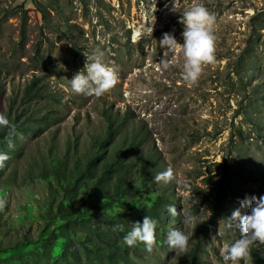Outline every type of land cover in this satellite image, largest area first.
Returning <instances> with one entry per match:
<instances>
[{
	"label": "rangeland",
	"instance_id": "rangeland-1",
	"mask_svg": "<svg viewBox=\"0 0 264 264\" xmlns=\"http://www.w3.org/2000/svg\"><path fill=\"white\" fill-rule=\"evenodd\" d=\"M173 3L0 0V115L12 106L28 120L0 153L9 157L0 168V264H68V247L84 264H99L81 242L95 228L110 232L107 218L132 229L158 201L156 245L148 252L138 242L132 264H231L221 250L239 231L213 219L211 206L222 195L230 216L246 197L264 196V0H179L181 11L200 4L215 17L216 61L195 85L183 80L181 52H169L168 69L162 64L164 34L183 43ZM141 22L143 38L134 42ZM98 52L118 82L100 97L74 93L71 79ZM105 109L127 122L101 158L113 163L122 148L140 144L95 189L87 167L108 131ZM169 166L179 182L157 183ZM173 229L193 232L186 254L169 248ZM253 246L247 264H264V246Z\"/></svg>",
	"mask_w": 264,
	"mask_h": 264
},
{
	"label": "clouds",
	"instance_id": "clouds-1",
	"mask_svg": "<svg viewBox=\"0 0 264 264\" xmlns=\"http://www.w3.org/2000/svg\"><path fill=\"white\" fill-rule=\"evenodd\" d=\"M171 10L182 13L181 22L185 25L182 33L183 43L177 42L174 36L165 33L160 41L161 46L166 49L162 64L164 69H168L172 66L167 61L169 52L172 55L177 51L181 52L184 58L183 80L189 85H195L202 75L204 67L216 61L215 17L200 4H195L189 9L181 11L179 10V0H174ZM143 34V30L138 29L133 36V41L138 42L143 38ZM102 56L103 53L99 52L92 57L87 56V61L91 62L86 61L84 66L86 71L78 72L71 79V89L74 93L100 97L116 85L118 82L117 72L102 62ZM0 126L12 128L14 131V126L3 115H0ZM8 158L7 154H0V168L4 167V162ZM154 180L166 185L179 182L171 166L165 171L157 173ZM184 186L185 188L188 187L187 184ZM194 202L198 203V200ZM5 205L6 201L0 198V210H3ZM245 207L250 209L249 213L241 214V208ZM167 211L172 217L180 215L175 205H169ZM192 219L191 216H185L183 222L189 224ZM156 227L157 221L146 216L142 224L134 223L132 229L125 235L124 242L129 247L136 246L138 242L143 243L146 250L151 252L156 245ZM225 227L232 233H237L238 230L241 238L224 246L221 250L223 259L231 261V264H240V261L244 260L247 264V260L251 256L252 246L256 245L257 242L260 246H264V196H251L242 200L240 208L233 210L231 215L227 216ZM114 230L124 231V225H116ZM190 235L193 236V232L185 234L181 230H170L167 234L169 248L186 254L189 248Z\"/></svg>",
	"mask_w": 264,
	"mask_h": 264
},
{
	"label": "trees",
	"instance_id": "trees-1",
	"mask_svg": "<svg viewBox=\"0 0 264 264\" xmlns=\"http://www.w3.org/2000/svg\"><path fill=\"white\" fill-rule=\"evenodd\" d=\"M43 17L45 19L48 18V12L45 8H42ZM260 29L255 30V32H258ZM31 88L28 89V93L30 94ZM39 91H34L29 96H38ZM24 112L23 111H16L13 110V107L11 106L6 113L5 117L11 122V124L14 126V131L12 128H6L3 126H0V153H2L4 150L7 149V142L15 137L16 133L25 132L28 129V120L25 118H22ZM104 116L106 117L108 121V131L104 137L101 138L100 144L102 145V149L99 150V153L95 155L90 161V165L87 167V172L90 175V177L97 178V181L95 182L96 186L95 189H98L100 186L105 184L107 177L112 176V171L115 167V164L118 162V164L124 165L123 162L124 156L127 155V153L140 144V141H132L130 145L125 146L121 149L119 160L115 161L113 163L102 159V151L103 149L110 144L116 134L118 133L121 126L125 125L127 122V117L122 116L120 113L114 114L110 110L105 109L104 110ZM106 151V150H105ZM104 152V151H103ZM102 171V174L99 173ZM253 193H259L260 190H252ZM222 195L218 196L217 202L215 205H212L211 208L213 210V219L220 216L225 219H227V212L223 206V204L220 203ZM161 205V202H156L150 210L152 211L151 219L156 220L157 222H160V215L157 211V208ZM145 213H149V210ZM106 223L111 227L110 232H105L104 230H100L98 228H95L93 230L94 232V238L89 236L85 241L81 242V245L87 249L92 251L97 258L99 259V264H132L131 258L129 253L131 251L137 252V248L139 247L138 244L134 247H129L124 242V237L127 234L128 231L131 229L124 224V231L114 230V227L116 225H120V223L114 222L109 220L108 218L105 220ZM140 220H137L139 222ZM139 223H142L139 222ZM120 242L124 243L126 247L122 250V244ZM252 254H255L254 246H252ZM68 254V255H67ZM65 255H67V263L68 264H84L81 257L76 255L74 252V249L72 247H68ZM194 259L197 260V249L193 252ZM261 260L264 262V257H260Z\"/></svg>",
	"mask_w": 264,
	"mask_h": 264
},
{
	"label": "bare ground",
	"instance_id": "bare-ground-1",
	"mask_svg": "<svg viewBox=\"0 0 264 264\" xmlns=\"http://www.w3.org/2000/svg\"><path fill=\"white\" fill-rule=\"evenodd\" d=\"M145 22H141L139 25L136 26V29H140L142 26H144Z\"/></svg>",
	"mask_w": 264,
	"mask_h": 264
},
{
	"label": "water",
	"instance_id": "water-1",
	"mask_svg": "<svg viewBox=\"0 0 264 264\" xmlns=\"http://www.w3.org/2000/svg\"><path fill=\"white\" fill-rule=\"evenodd\" d=\"M137 32V31H136Z\"/></svg>",
	"mask_w": 264,
	"mask_h": 264
}]
</instances>
